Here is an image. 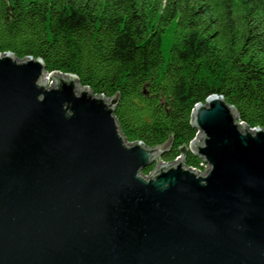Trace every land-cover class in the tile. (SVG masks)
Wrapping results in <instances>:
<instances>
[{
	"label": "water",
	"instance_id": "water-1",
	"mask_svg": "<svg viewBox=\"0 0 264 264\" xmlns=\"http://www.w3.org/2000/svg\"><path fill=\"white\" fill-rule=\"evenodd\" d=\"M118 96L0 53V264H264V127L214 93L163 162L169 124L159 145L128 141Z\"/></svg>",
	"mask_w": 264,
	"mask_h": 264
},
{
	"label": "trees",
	"instance_id": "trees-1",
	"mask_svg": "<svg viewBox=\"0 0 264 264\" xmlns=\"http://www.w3.org/2000/svg\"><path fill=\"white\" fill-rule=\"evenodd\" d=\"M4 51L106 98L118 92L113 116L128 141L159 145L169 124L164 162L196 137L190 111L214 93L264 127V0H0ZM184 162L201 169L191 151Z\"/></svg>",
	"mask_w": 264,
	"mask_h": 264
},
{
	"label": "rangeland",
	"instance_id": "rangeland-1",
	"mask_svg": "<svg viewBox=\"0 0 264 264\" xmlns=\"http://www.w3.org/2000/svg\"><path fill=\"white\" fill-rule=\"evenodd\" d=\"M47 81V83L49 84V82H50V80L48 79V80H46ZM197 137V136H196ZM199 142H200V140H199ZM157 160H160V159H157ZM162 161V160H161ZM164 162V161H163ZM207 165L206 166H203L202 167V171H201V173H204L205 171H206V169H207Z\"/></svg>",
	"mask_w": 264,
	"mask_h": 264
},
{
	"label": "built area",
	"instance_id": "built-area-1",
	"mask_svg": "<svg viewBox=\"0 0 264 264\" xmlns=\"http://www.w3.org/2000/svg\"><path fill=\"white\" fill-rule=\"evenodd\" d=\"M203 166H206V165H205L203 162H201V169H200V170H199V169H196V170H198V171H200V172H201V171H202V167H203Z\"/></svg>",
	"mask_w": 264,
	"mask_h": 264
},
{
	"label": "bare ground",
	"instance_id": "bare-ground-1",
	"mask_svg": "<svg viewBox=\"0 0 264 264\" xmlns=\"http://www.w3.org/2000/svg\"><path fill=\"white\" fill-rule=\"evenodd\" d=\"M48 79V78H47Z\"/></svg>",
	"mask_w": 264,
	"mask_h": 264
}]
</instances>
